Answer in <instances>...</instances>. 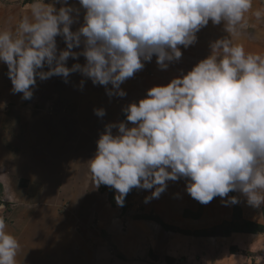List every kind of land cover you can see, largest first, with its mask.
<instances>
[{
  "label": "clouds",
  "instance_id": "clouds-1",
  "mask_svg": "<svg viewBox=\"0 0 264 264\" xmlns=\"http://www.w3.org/2000/svg\"><path fill=\"white\" fill-rule=\"evenodd\" d=\"M78 5L32 0L29 14L14 28L0 29V64L7 67L11 94L30 100L37 78L60 76L68 83L70 74L80 73L94 86H105L110 98L125 97L121 85L145 62L155 56L158 68L167 70L181 59V46L195 44L210 21L223 24L228 34L210 43V55L186 74L124 107L125 121L105 125L87 161L95 189H113L123 207L134 188L154 189L144 199L148 203L166 191L168 181L184 179L186 192L201 204L215 197L238 203L228 197L235 191L253 207L264 205V55L233 43L248 26L247 15L260 20L264 10L253 12V0H78ZM81 11L83 23L72 31ZM58 36L64 50H58ZM81 56L83 65L66 66L69 58ZM93 112L106 115L103 108ZM7 227L0 215V264H17L21 245Z\"/></svg>",
  "mask_w": 264,
  "mask_h": 264
},
{
  "label": "rangeland",
  "instance_id": "rangeland-1",
  "mask_svg": "<svg viewBox=\"0 0 264 264\" xmlns=\"http://www.w3.org/2000/svg\"><path fill=\"white\" fill-rule=\"evenodd\" d=\"M2 1L0 0V29L14 28L19 19L30 12V9L27 7L29 4H26V2H32V0ZM45 2L50 3L52 0H45ZM69 4L79 7L78 0H69ZM55 7L59 8L61 4L57 3ZM257 9L264 10V0H253V12ZM247 21L248 26L243 30L242 35L233 38V43L243 44L246 52L264 55V16L260 20H257L252 12H250L247 15ZM82 23L83 11H81L80 23H74L71 26V30H78ZM196 35L197 42L187 49L181 46L183 53L181 59L172 62L167 70L162 71L156 64L151 65V62H146L145 68L135 73L132 78L127 79L121 85V88L126 93H133L134 91L138 93L140 90L146 92L148 85L151 87L167 85L171 80L166 81L164 76L176 78L182 73L186 74L199 61L210 55V43L218 39L227 38L228 36L223 30V24L214 26L211 21ZM56 41L58 50L66 48L63 37H56ZM82 47L73 49V51H80ZM85 62L83 56L76 60L69 58L66 66L70 68L75 63L83 65ZM44 70L47 71V67ZM7 71L6 65L0 64V103L6 102V107L0 109V181H2L0 185V199L3 201L0 202L3 204L0 205V209H2L0 215H3L6 220L8 225L7 230L15 236L20 235L21 232L20 229L10 226L13 219L23 221L26 216L29 218L34 211V219L40 218L39 228L36 225L31 226L33 232L31 242L33 243L30 244L31 246L22 243L21 255H28L31 248L35 250L34 245L36 244L40 246L47 244L46 246H49V241H58V246L51 250L56 257L52 258L56 260H52V263L47 256H43L41 257L43 261L39 263L45 264V260L48 259L46 264H58L67 255L66 247L60 249V242L58 240L59 237H65L62 227L67 226L74 231V237L70 240L71 243L67 248L77 240L79 243L75 246V249L78 252L81 251L82 256L93 254L90 257H95V252L99 251L98 253H104V257H102L104 261L108 260V256L110 255L111 258L116 257L128 264L141 262L142 260H125L120 257L117 251H115L114 246L109 242V239H111V235L113 234H121L124 219H142L160 223L162 221L160 216L155 214L156 211L151 207V204L149 205V202H144L146 194L142 189L134 188L126 196L123 207L116 204L114 199L116 193L113 189L108 187L107 192L104 193L100 192L101 186L99 189H95L87 161L94 156L97 147L96 141L99 139L100 133L104 131L105 125L125 121L126 117L122 109L130 103L138 102L142 98H136L135 100L129 99L126 96H113L110 98L106 94L105 86H94L90 79L82 77L80 73H72L67 78L68 83H65L64 79L60 76H53L45 81H40L37 78L32 99L22 100V93L11 94L10 89L12 88V84L6 74ZM82 79L85 82L81 90L79 85ZM107 87L111 88V85ZM98 108L105 109L106 115L104 117H97L94 114L93 109ZM27 125L29 126L26 127L28 129L24 135L22 131ZM38 125L41 132L36 129ZM52 126L56 129L54 130ZM29 127H34L36 130L31 128L32 131ZM44 128H47L49 131H42ZM116 131V129H113L114 135ZM28 136H30V143L27 144L28 147L22 148L20 141L28 139ZM32 140H36L37 143L32 142ZM35 150L37 152L34 156L38 159V162L46 157V166L50 165L54 168H61V165L58 164L53 165L54 163H52L51 165L48 157L67 158V161L70 163L66 164H71L70 169L77 176L78 184H81L71 188L72 192L66 197L68 200L66 202L63 201V204L71 203V206L65 208V206L59 205L60 207H58L59 213L63 216V226H60L56 221L47 220L43 212L39 210L42 206V204L39 205L41 203L39 186L36 183L20 178L18 176L20 173L15 172L16 168L20 166L16 167L17 163L24 159V155L28 156L30 151ZM68 170L69 167H67V170L61 169L60 172ZM3 182L6 187L2 186ZM167 183V191H170L171 184ZM228 196L237 197L239 202L235 204L229 203L230 211L228 214L223 210L217 209V223H219L217 225H220V229H229L230 226L227 224L230 221L232 227L235 226L236 229L240 228V230H244L250 224L252 225V229L262 227V229L256 231L263 232L264 209L261 206L253 207L249 205L246 198L239 192H230ZM90 204L93 206L90 207ZM37 205L38 208L35 207ZM203 207L204 205L200 204L199 209L201 210ZM21 209L24 212L23 215H25L19 218L18 213ZM173 215L177 216L174 213ZM172 226L173 228H171ZM45 227L50 229L44 232L43 235L42 232ZM169 229L178 234H185L186 232L183 230V227L180 228V226L176 225H171ZM38 232L40 236L36 238ZM30 235L26 231L23 234V238H27ZM39 240L44 244L37 243ZM110 246H113L114 250ZM171 254L175 255L178 259L177 252H171ZM155 255L148 252V258L142 262L145 264H158L159 260ZM209 256L207 254L204 259H201V262L206 264L208 259H210ZM99 258L100 256L96 259L101 261L102 258ZM160 262V264H169L166 263L167 260L165 261V259Z\"/></svg>",
  "mask_w": 264,
  "mask_h": 264
},
{
  "label": "crops",
  "instance_id": "crops-1",
  "mask_svg": "<svg viewBox=\"0 0 264 264\" xmlns=\"http://www.w3.org/2000/svg\"><path fill=\"white\" fill-rule=\"evenodd\" d=\"M2 2H4V0ZM30 3L32 2H26V4ZM152 64H156L155 56H153L151 60V65ZM164 78H166V81L173 79V77L165 76ZM150 88L152 87L148 85L146 88V92ZM146 92L143 90H140L138 93L136 91H134L133 93L128 92V95H126V97L134 100L136 98L143 99L146 96ZM28 126L29 125L25 126V129H23L22 131L24 135L26 134V130L28 129H26V127ZM31 128L33 130L37 129V131H40L39 125L36 129H34V127ZM47 130V128H44L42 131L47 132ZM29 138L30 136H28V139H23L22 141H20L22 148L28 147L27 144L30 143ZM32 142L37 143L36 140H32ZM36 152V150L30 151L28 156L24 155V159L17 163L16 167L18 165L20 166L16 168L15 172L20 173L19 175L17 173L20 178L25 179L29 182L36 183L39 186V195H41V203L39 205L42 204L39 210L43 212V215L47 220L56 221L60 224V226H63V216L59 213L58 207H60L59 205H61L65 206V208H69V206H71V203H65V205L63 204V201L66 202L68 200L66 197L72 192L71 188H74L77 185L81 184H78L77 176L70 169L71 164H66L70 163L67 161V158L61 159L57 156L54 158L48 157L51 165L52 163H54L53 165H61V168L58 169L50 165L46 166V157L38 162V159H36L34 156L36 155ZM37 167L40 168L37 169ZM67 167H69L68 171L60 172L61 169L67 170ZM1 182L2 181H0V185ZM168 182L171 184L170 191H167L166 189V191L163 192L158 199H152L149 202V205L151 204V207H153V209L156 211L155 214H157V216H160L162 220L161 223L168 226L169 228L171 225L180 226V228L183 227V230H185L187 233L185 232V234H178L177 232H172L169 228H163L160 223H156L150 220H127L128 218L124 219L122 228L123 230L121 231V234H113L111 235V239H109V242H111V245L114 246L115 251H117L120 257L125 260L136 259L137 261H144L148 258V252H151L153 253V255L156 254L155 256L159 260L158 264L161 263L160 261H164V259L165 261L167 260L166 263L169 264H172V262H174L173 264H203L201 262V259H204L207 254H209L210 259H208L206 264H264V232H246L243 230H232L233 228H235V226L232 227L230 221V225L227 224L228 226H230V228L228 227L229 229L227 230H221L220 225H217L219 223H217L218 214L216 211L217 209H219L223 210L225 213L227 212L228 214L230 211L229 203L224 204L222 203V198L216 197L215 200L211 201L209 204H203L204 207L200 210L199 207L201 203L191 198L190 195L186 192V181L184 179ZM2 186L6 187L4 185V182ZM143 191L146 196H150L151 191H154V189ZM141 193L142 195H144L143 192ZM228 197H225L223 199L227 200ZM0 202L3 201L0 199ZM0 205L3 204L0 203ZM92 206L93 205L90 204V207ZM35 207L38 208V205ZM261 207L264 209V205H261ZM23 213L24 212L21 209L18 213V217H22ZM173 213L177 216H180L177 217L173 215ZM34 217L35 211L29 218L28 216H26L24 220L22 219L23 221H20V219H13L12 223L10 224L11 227L20 229V235L18 234V236H14L18 239L21 246L22 243L29 244V246H31L30 244L33 243L31 242L33 233L31 230V226L36 225V227H40L38 226L40 218L34 219ZM169 224L171 225L169 226ZM48 227H45L43 229V235L44 232L50 229ZM64 227L62 228L65 237H59L58 240L60 242V249H64L66 247L67 255L62 258V261H59L58 264H128L120 259H117L116 257L111 258L110 255L108 256L109 259L104 261V258H102L104 257V253H98L99 251L95 252V257H92L93 254H90L92 255L91 257L90 255L82 256L81 251L78 252L75 249V246L79 243L77 242V240L76 242H74V244H71L69 248H67V246L71 243L70 240L74 237V231H72L70 227ZM171 228H173V226ZM26 231L31 235L27 238H23V234ZM39 236L40 233L38 232V236L36 238H38ZM41 241L43 240L41 239ZM57 242L58 241H49V246H46L47 244L41 246L36 244L34 245L35 250L31 248V251H29L28 255L25 254L26 256L21 255L20 249V252L17 256V264H39L41 263V261H43V259L41 258L43 256H47L51 261H55L56 259L52 258L55 256L51 252V250L58 246ZM37 243L42 244L43 242H40L39 240ZM113 246L110 247L113 249ZM171 252H177L178 259L175 257V255H172ZM22 256L24 257L22 258ZM99 256V259L102 258L101 261L96 259ZM47 261L48 259L45 260L46 263ZM142 261H139L136 264H145Z\"/></svg>",
  "mask_w": 264,
  "mask_h": 264
},
{
  "label": "trees",
  "instance_id": "trees-1",
  "mask_svg": "<svg viewBox=\"0 0 264 264\" xmlns=\"http://www.w3.org/2000/svg\"><path fill=\"white\" fill-rule=\"evenodd\" d=\"M107 190H108V187L107 186H104V185H101V187H100V192L101 193H104V192H107ZM160 225L163 227V228H168V226H166V225H164L163 223H161V221H160ZM252 227V225H248L243 231H246V232H258V231H256V230H258V229H262V227H260V228H258V229H255V228H251ZM232 230H240V228L238 229H236V228H233ZM261 232V231H260ZM264 232V231H263Z\"/></svg>",
  "mask_w": 264,
  "mask_h": 264
}]
</instances>
